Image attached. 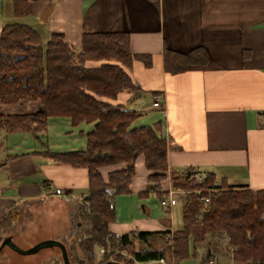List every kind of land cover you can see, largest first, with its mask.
I'll return each instance as SVG.
<instances>
[{
	"label": "crops",
	"instance_id": "1",
	"mask_svg": "<svg viewBox=\"0 0 264 264\" xmlns=\"http://www.w3.org/2000/svg\"><path fill=\"white\" fill-rule=\"evenodd\" d=\"M24 3L26 16L17 18L13 15V0H0V33L4 25L22 21L43 38L49 33L63 34L64 40L80 51L83 34L120 32L128 35L131 54L148 55L150 65L134 60L124 67L138 89L122 91L115 100H107L137 110L140 115L133 122L135 127L162 122L168 171L203 170V174L212 172L216 181L224 180L235 188L264 190V0H25ZM166 49L180 54L201 49L207 59L204 64H192L182 72L170 73L164 69ZM146 95L149 101L144 105L140 102L146 100ZM156 95H162V105L153 107L151 101ZM21 101H25L22 105L29 110L27 113L40 109L38 100ZM18 103L0 102V116L27 114L15 113ZM90 129L91 124L74 126L66 118H49L39 138L30 132H7L0 128V223L14 207L33 200L60 199L69 206L70 199L86 193V168L57 163L43 152L82 149ZM52 135L58 141L52 142ZM20 137L29 147L10 153V145L19 149V143L12 139L18 141ZM123 167L124 164L110 165L98 171L106 182L110 171ZM38 168L48 177L40 183L30 178ZM134 169L130 193L114 197L115 220L109 224L110 231H173L170 216L152 217L144 204L140 208L147 216L125 220L117 216L116 197L137 195L146 189L149 171L142 155L136 158ZM166 209L168 213L171 210ZM162 246L156 242L154 247ZM5 251L4 248L0 255ZM227 252L219 251V259L215 254L214 264H249L235 262Z\"/></svg>",
	"mask_w": 264,
	"mask_h": 264
},
{
	"label": "trees",
	"instance_id": "2",
	"mask_svg": "<svg viewBox=\"0 0 264 264\" xmlns=\"http://www.w3.org/2000/svg\"><path fill=\"white\" fill-rule=\"evenodd\" d=\"M24 1L13 0V15L17 18L26 16ZM1 29L0 102L38 100L40 109L34 113L0 116V128L7 132H30L39 138L49 118H66L74 126L91 124L85 134L84 148L43 152L57 163L84 167L88 174L86 193L79 199H70L73 208L72 226L66 237L69 241H61L70 264H101L107 260L133 264L169 260L168 255L173 264H180L190 256L189 245L193 247L194 257L195 244L200 243L208 245L201 258L202 264H206L216 254L209 245L210 235L228 237L235 262L264 264V190L235 188L224 180L216 181L212 172H204L203 182L197 184L176 171H168L162 122L132 127L140 113L108 101L115 100L122 91L138 89L124 67L134 60L150 65L148 55L130 53L127 34L86 33L80 38V51H75L63 34L49 33L43 38L22 21ZM163 59L166 72L178 73L189 65L204 64L207 55L201 49L186 54L166 49ZM99 61L101 64L93 67L85 65ZM139 155L143 156L149 173L146 189L138 197L153 193L159 200L164 199L167 194L161 190V182L167 171L175 188L187 190L177 202L181 207L180 228L110 231L109 224L115 220L114 197L130 193L134 163ZM121 164L124 167L110 171L104 182L98 169ZM193 189L211 191L196 195L189 191ZM204 195L209 198L205 204ZM10 212L0 223V231L10 224H7ZM156 241L163 246L155 248ZM95 249L103 250L99 259Z\"/></svg>",
	"mask_w": 264,
	"mask_h": 264
},
{
	"label": "rangeland",
	"instance_id": "3",
	"mask_svg": "<svg viewBox=\"0 0 264 264\" xmlns=\"http://www.w3.org/2000/svg\"><path fill=\"white\" fill-rule=\"evenodd\" d=\"M99 64H101V61H99ZM147 96V95H146ZM144 96V98L146 97ZM143 101V99H142ZM140 102L144 105L148 104V96L146 97V100L143 102ZM25 101H19L17 104L16 112L15 113H27L29 110L26 107H23L25 104ZM34 104V103H33ZM147 113H152V111H147ZM144 121V119H143ZM132 127L133 123H132ZM57 132V130H56ZM79 134V133H78ZM29 138H31V134L28 135ZM58 136V135H56ZM30 140V139H29ZM51 141H58V139L55 137V135H52ZM12 142L19 143L17 147L14 148L11 145L8 147L11 149L10 153H19L23 149H25L28 144L23 143L22 137L18 139H12ZM26 146V147H25ZM29 147V146H28ZM4 150V149H3ZM30 151V150H27ZM39 167V166H38ZM203 172V170H201ZM45 171L41 168H38V171H36V174L31 176L30 178L35 179L34 181H37L40 183L43 179H47L48 177L44 173ZM167 175L164 180L161 182V190L164 191L162 188H166L167 186ZM171 182V181H170ZM163 183V184H162ZM173 183H171L172 185ZM173 186V185H172ZM173 188H175L173 186ZM177 191V201L179 200V196H182L186 194L187 190H183L180 188H175ZM165 193V191H164ZM74 195V194H73ZM72 195V197H73ZM116 202L118 206V212L117 216L120 215L122 220H125L126 218L131 217H139V216H147L148 213H144L142 208H140V204L145 205V209L149 210L152 217H162V218H169L171 217V226L172 228L178 229L181 227V207L179 204L172 206L170 212H167V207L162 206L160 204V200L157 198L156 195L148 194L145 198H139L135 193L131 196H125V197H116ZM167 198V195L166 197ZM115 200V199H114ZM115 204V203H114ZM73 204L71 206L65 205V202L61 201L60 199H44V200H37V201H31L30 203L23 204L19 207H15L10 213V216H8L7 224L8 227L1 229L0 236L1 239L4 238L7 234H11L13 237V240L23 248H27L34 243L46 239V238H54L58 239L60 241L66 240L69 241L68 238V232L71 229V220H70V210H72ZM167 214H169L167 216ZM166 219V218H165ZM12 225V226H11ZM12 227V228H11ZM209 245H211L212 250L216 253V258L219 256V251L222 253H230L234 248L228 246V237L225 235H210L208 239ZM159 242V241H156ZM155 242V243H156ZM161 243V242H160ZM190 246V256L189 258H186L183 260L180 264H202V259L205 255L204 250L207 249L208 245L206 243H200L195 244L196 247V255L193 257V247ZM5 250L9 251L7 247ZM58 248H52V249H44L41 251H37L34 254L31 255H19L17 253H14V251H10L8 253L1 254L0 255V264H60L62 262L60 251H58ZM96 250V257L99 259L102 255L101 250ZM13 252V253H12ZM166 255H168V252H166ZM167 259H169L170 262H167V260L163 259L165 263L173 264L170 256L168 255ZM208 264V262L206 263Z\"/></svg>",
	"mask_w": 264,
	"mask_h": 264
},
{
	"label": "water",
	"instance_id": "4",
	"mask_svg": "<svg viewBox=\"0 0 264 264\" xmlns=\"http://www.w3.org/2000/svg\"><path fill=\"white\" fill-rule=\"evenodd\" d=\"M6 247L19 255H31L36 253L37 251H41L44 249L58 248L59 249L58 251H60L61 259L63 262L62 264H70L68 253L66 251V246L64 245L63 242H61L58 239H54V238L42 239L27 248H23L19 246L14 240H12L11 235H6L0 241V252H2V250ZM101 264H123V263L117 261L114 262V260H107V261H103Z\"/></svg>",
	"mask_w": 264,
	"mask_h": 264
},
{
	"label": "built area",
	"instance_id": "5",
	"mask_svg": "<svg viewBox=\"0 0 264 264\" xmlns=\"http://www.w3.org/2000/svg\"><path fill=\"white\" fill-rule=\"evenodd\" d=\"M162 100L163 97L162 95H156L153 98L152 102V106L153 107H158L162 105ZM179 174H181L182 176H186L188 177V180H193L194 182H196L197 184H201L203 182V173L196 170V169H187L183 172H180ZM170 177H169V172L167 171V186L164 189L165 194H167V198H164L162 200H160V204L162 206H165L167 208H172V206L177 204V191L175 188H173V186L171 185V182L169 181ZM192 193H195L196 195H200L202 192H209L211 191V189H206V190H202V189H193V190H189ZM204 204L209 202V198L206 197L204 195V197L202 198ZM103 252V250H101ZM158 262L160 264H167L165 263V261L163 259H158ZM208 264H214L213 260H210L208 262Z\"/></svg>",
	"mask_w": 264,
	"mask_h": 264
}]
</instances>
